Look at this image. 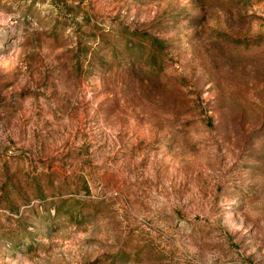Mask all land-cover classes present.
<instances>
[{"label":"rangeland","instance_id":"obj_1","mask_svg":"<svg viewBox=\"0 0 264 264\" xmlns=\"http://www.w3.org/2000/svg\"><path fill=\"white\" fill-rule=\"evenodd\" d=\"M0 264H264V0H0Z\"/></svg>","mask_w":264,"mask_h":264}]
</instances>
